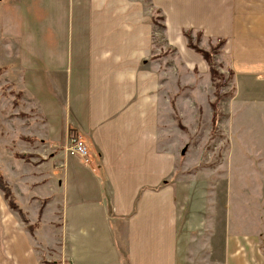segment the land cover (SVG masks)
Segmentation results:
<instances>
[{
    "label": "crops",
    "instance_id": "obj_1",
    "mask_svg": "<svg viewBox=\"0 0 264 264\" xmlns=\"http://www.w3.org/2000/svg\"><path fill=\"white\" fill-rule=\"evenodd\" d=\"M60 1L25 0L45 15L18 68L34 114L26 119L39 121V136L19 135L31 146L11 151L0 171L36 219L25 212L31 235L0 192V264H43L48 243L37 240L41 257L32 243L41 235L57 243V264H185L176 156L160 141L165 79L154 38L180 54L185 31L223 39L234 76L264 75V0ZM73 136L85 142L90 165L66 153Z\"/></svg>",
    "mask_w": 264,
    "mask_h": 264
},
{
    "label": "rangeland",
    "instance_id": "obj_2",
    "mask_svg": "<svg viewBox=\"0 0 264 264\" xmlns=\"http://www.w3.org/2000/svg\"><path fill=\"white\" fill-rule=\"evenodd\" d=\"M26 6L25 0H0V170L11 151L31 146L19 135L28 130L30 137L39 136V121L26 119L34 114L23 100L18 68L27 38L35 36L45 15L38 18ZM154 14L161 21V13ZM198 35L192 40L199 49L216 47V41ZM186 41L183 36V45ZM153 46L165 79L160 141L176 156L171 181L186 234L185 264H264V75L234 76L222 47L213 56L211 80L207 62L185 45L180 54L157 34ZM57 103L63 117L64 102ZM22 208L34 224L36 213ZM39 239L48 243L42 261L57 260V243L42 235L32 240L38 255ZM98 246L94 243L92 252Z\"/></svg>",
    "mask_w": 264,
    "mask_h": 264
},
{
    "label": "trees",
    "instance_id": "obj_3",
    "mask_svg": "<svg viewBox=\"0 0 264 264\" xmlns=\"http://www.w3.org/2000/svg\"><path fill=\"white\" fill-rule=\"evenodd\" d=\"M183 36L187 40V48H189V49L193 50L195 53L199 54L204 59V61H206L207 64L209 65V72H210V76H211V80H212V78H214V76H215V71H214L215 67L213 66V56L216 54L217 50H220L223 47V45L225 44V40L217 39L216 40V47H213V45L210 44L211 45L210 51H205V50L199 49L195 44H193V40H192V37H191V31L190 30L189 31H185L183 33ZM198 36L200 37V34ZM177 120H178V122H177L178 125H181V123L179 121V118ZM216 122L214 120L215 124H216ZM28 140H32V139H28ZM30 142H32V141H30ZM14 156L16 158H22V159H26L27 158V156L19 155L16 152L14 153ZM0 192L2 194L3 200L5 201L7 207L10 210H12V211L17 213L19 219L25 225L27 231L32 235L33 232H34V225L30 224V222H29V220L27 218V215L17 205V200H16L11 188L6 183L1 171H0ZM43 264H48V263L43 261ZM49 264H57V263L56 262H50Z\"/></svg>",
    "mask_w": 264,
    "mask_h": 264
},
{
    "label": "built area",
    "instance_id": "obj_4",
    "mask_svg": "<svg viewBox=\"0 0 264 264\" xmlns=\"http://www.w3.org/2000/svg\"><path fill=\"white\" fill-rule=\"evenodd\" d=\"M65 151L70 157L80 158L86 165L91 162V156L87 146L79 136H73L69 139Z\"/></svg>",
    "mask_w": 264,
    "mask_h": 264
},
{
    "label": "water",
    "instance_id": "obj_5",
    "mask_svg": "<svg viewBox=\"0 0 264 264\" xmlns=\"http://www.w3.org/2000/svg\"><path fill=\"white\" fill-rule=\"evenodd\" d=\"M184 153H185V151L183 150L181 154H184Z\"/></svg>",
    "mask_w": 264,
    "mask_h": 264
}]
</instances>
